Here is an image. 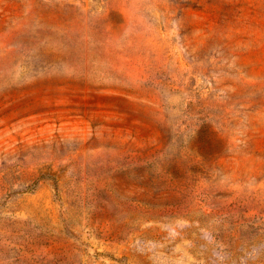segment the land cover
<instances>
[{
    "label": "rangeland",
    "instance_id": "obj_1",
    "mask_svg": "<svg viewBox=\"0 0 264 264\" xmlns=\"http://www.w3.org/2000/svg\"><path fill=\"white\" fill-rule=\"evenodd\" d=\"M0 264H264V0H0Z\"/></svg>",
    "mask_w": 264,
    "mask_h": 264
}]
</instances>
